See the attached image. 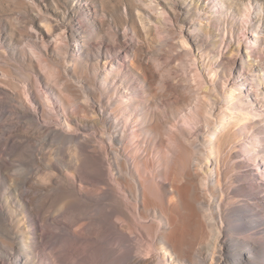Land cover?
Returning <instances> with one entry per match:
<instances>
[{"label":"bare ground","instance_id":"bare-ground-1","mask_svg":"<svg viewBox=\"0 0 264 264\" xmlns=\"http://www.w3.org/2000/svg\"><path fill=\"white\" fill-rule=\"evenodd\" d=\"M248 34L250 53L258 34ZM124 54L112 55L105 71L118 75L116 83ZM190 54L195 65L204 63ZM141 71L149 87L180 95L172 108L149 109L136 82L112 102L94 80L62 83L80 120L48 122L38 106L10 97L12 115L30 129H13L0 143L29 154L18 161L25 170L13 175L12 187L0 188V264H264V89L255 88L256 71H229L224 94L212 80L182 91L154 66ZM42 99L54 108L46 91ZM238 128L244 135L234 141ZM242 139L256 154L249 152L252 167L236 155Z\"/></svg>","mask_w":264,"mask_h":264},{"label":"rangeland","instance_id":"rangeland-1","mask_svg":"<svg viewBox=\"0 0 264 264\" xmlns=\"http://www.w3.org/2000/svg\"><path fill=\"white\" fill-rule=\"evenodd\" d=\"M205 11L210 15L203 18ZM251 31H256L258 37L250 40L253 51L247 53L244 44L251 39ZM126 51L128 57L126 60L124 56L121 72L124 78L116 83L118 75L109 76L105 71L110 68L112 55L121 56ZM191 52L204 63L195 65ZM241 58L245 59L243 67ZM142 65L164 71L182 91L186 86L200 91V82L212 80L224 94L231 84L227 81L231 70L233 75L256 71L254 77L260 81L255 88L263 90L264 0H0V139L13 129H30L24 120L20 122L21 117L12 115V96L26 99L30 108L38 106L40 116L48 122L65 115L80 120V112L73 110L62 91V83L74 80L80 84L96 81L101 98H110L111 102L117 99L119 88L126 89L127 95L131 93L130 85L136 82V90H143L139 95L146 93L143 103L149 109L154 110L155 105L172 108L180 95L166 93L156 83L149 87ZM208 66L215 69L210 71ZM41 91L50 96L52 110L43 102ZM192 99L197 102L196 94ZM201 105L202 109L207 106L206 100ZM262 105L256 103L254 107L260 111ZM238 134L244 135L241 128L235 130L234 141L239 140ZM246 142L242 139L237 143L236 155L249 159L252 167ZM7 148L0 143V188L12 187L10 179L25 168L18 161L29 154L26 149ZM238 158L229 164L233 166ZM37 167L34 164L32 170ZM261 168L263 177L264 167ZM228 184L223 183L224 190Z\"/></svg>","mask_w":264,"mask_h":264}]
</instances>
